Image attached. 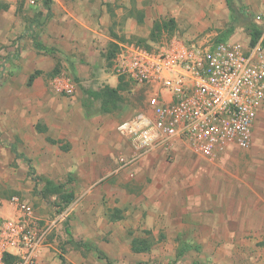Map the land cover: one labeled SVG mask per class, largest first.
<instances>
[{"label": "crops", "instance_id": "1", "mask_svg": "<svg viewBox=\"0 0 264 264\" xmlns=\"http://www.w3.org/2000/svg\"><path fill=\"white\" fill-rule=\"evenodd\" d=\"M4 1L8 3V8L0 10V45L4 44L0 52L9 53L14 57L15 53L18 54L14 51L15 44L9 45L22 29L16 22L17 0ZM119 2L45 0L41 11L45 16L47 13L50 15L45 19L38 38L33 40L31 35L26 34L24 40L27 44H22L19 56L13 59H16L17 63L12 66V82L7 85L10 91L14 93L13 95L17 94V87H20L19 83H15L17 81L22 82L21 88L30 89L29 102L26 100L28 108L34 109V104L38 103L41 107L39 109L41 117H44L48 125L51 127L55 125L57 128L38 131L47 132V139L53 144H60L59 136L68 143L63 148L65 151L62 156L58 153L51 154L50 146H46L44 152L42 151V158L48 161L44 165L45 168L39 167L37 171L42 180L39 196L45 197L44 200L57 198V202L52 205L42 201L39 206L34 207L37 222L44 220L51 226L48 232L50 236L48 238L46 236L37 264H108L107 259L102 258L99 252L106 255L113 264H120L143 259L153 245V240L147 233L144 236H133L130 242H125L124 237L117 236L122 229L126 230L132 224V214L120 209L109 212L108 209H104L103 200L109 197L107 193H110V190H118L119 193L126 191L120 189V186L128 178H140L149 171L151 178L155 177L153 172L158 171V167L164 164L163 155L166 153L162 150L147 153L131 167L120 168L119 156L133 155L136 146L130 137L121 134L118 125L136 112L133 114L127 112L125 100L120 108L113 111L101 110L99 100L91 107L85 105L87 89L99 90L105 86L119 85V77L112 70L110 60L112 54L114 56L116 53L114 51L117 50V43L119 45L121 42L117 36L111 34V29L133 19L135 11H143L140 0L128 2L127 9L118 8ZM106 63L108 66L105 67ZM67 86L75 87L72 94L66 93L64 88ZM138 89L143 91V88ZM262 110L255 123L260 129L264 128ZM48 134L53 137L49 138ZM26 143L27 146L23 148L16 147L15 142L9 145L0 143V165L9 166L14 159H25L28 156L26 151L32 150L29 142ZM39 145L42 147L41 143ZM12 146L16 148L18 154L12 150ZM21 149L24 152H21ZM185 150L190 148L180 145L174 148L175 152ZM62 168L68 171L64 178L59 177L58 173ZM131 173L134 175L131 176ZM160 175L157 174L156 185L151 195L155 205L159 203L164 187V179ZM48 181L56 185L62 184L61 194L73 193L74 199L81 198L80 203L73 205L71 202L66 207L64 202H61L60 193L45 190ZM258 182L264 185V180ZM260 194L264 199V192ZM26 197V201L34 200L30 193L26 194ZM37 197L35 196V199ZM14 214L15 208L10 201L0 197V220ZM134 215L137 216L135 219L139 218L137 212L133 217ZM159 216L160 210L156 208L149 212L148 218H156L160 223L164 221L172 231L194 227L204 230L205 224L208 223L206 215L200 211L191 212L188 221L184 211L168 212L163 215L164 219ZM67 217L71 220L72 226L63 227V220ZM211 223L215 226L214 229L230 231L236 238L238 234L235 233L240 230L251 228L264 230V222L255 223L254 220L243 216L239 219L237 214H234L231 226H228L229 223L223 218L222 213L217 214ZM143 242L149 245L148 249H134V243L140 245ZM127 246L130 247L128 253L124 251ZM184 246L191 248L188 244Z\"/></svg>", "mask_w": 264, "mask_h": 264}, {"label": "rangeland", "instance_id": "2", "mask_svg": "<svg viewBox=\"0 0 264 264\" xmlns=\"http://www.w3.org/2000/svg\"><path fill=\"white\" fill-rule=\"evenodd\" d=\"M36 1L37 3L32 4L29 0H17L16 22L22 29L9 46L15 44L14 51L18 54L15 53L13 57L9 53L0 52V143L9 145L15 142L18 145L16 147L23 148L29 142L32 148L30 152L26 151L29 157L14 159L9 166L0 165V197L9 201L11 196L18 195L27 200L26 194L30 193L35 202L33 199L28 201L35 208L42 201L52 205L57 202V198L44 200L45 197L39 196L42 180L37 171L45 168L48 161L41 156L44 149L50 146L51 154L58 153L62 156L65 151L63 148L68 145L60 136V144H53L48 141L47 132L38 131L57 128L55 125H48L44 117H41L38 103L34 104V109L28 108L26 100H29L30 89L21 88L22 82L17 81L15 83H19L20 87H17V94L13 95L8 87L12 82V66L17 63L13 59L19 56L22 44H27L25 37L31 35L33 40L38 38L45 19L50 15L47 13L45 16L41 11L45 0ZM118 1V8H129L126 4L131 0H116ZM140 1L143 11H135L133 19L111 29V34L117 36L119 42H136L153 47L174 37L183 40L211 38L213 41L232 35L249 37L247 22H255V15L264 9V0H234L235 11H231L226 0ZM232 25L234 29L229 32ZM261 26L264 31V26ZM117 46L119 47L118 43ZM2 47L4 44L0 45V49ZM114 56H111L110 66L116 74ZM123 94L128 113L133 114L143 106L145 94L142 90L128 86ZM48 135L49 138L53 137ZM20 151L24 152L22 149ZM163 157L164 164L153 172L155 180L151 178L150 171L140 178H128L120 186V189L126 191L119 193L118 190H110L107 193L109 197L103 200L104 209L109 212L120 209L132 214V224L128 229H122L117 236L130 242L133 236H144L147 233L153 240L151 249L143 259L120 264H264L262 228L240 230L235 233L238 234L236 238L230 231L214 229L215 226L210 224L219 213L227 219L228 226L232 225L234 214L239 219L243 216L255 223L264 222V199L260 194L264 192V185L258 182L264 180V128H257L255 124L249 148L232 149L217 158L204 157L191 149L166 153ZM67 172L66 168L58 170L59 177L64 178ZM157 174H161L164 179V187L159 203L155 205L151 195ZM35 196L38 197L35 199ZM80 201L81 198L77 197L72 203L78 205ZM156 208L160 210L161 219L168 212L184 211L187 221L191 212L200 211L207 217L206 229L194 227L180 231L169 230L164 221L160 223L156 218H148L149 212ZM135 212L139 214L138 219H135L136 215L133 217ZM70 221L68 217L64 219L63 227L72 226ZM47 224L40 220L38 226L44 228ZM146 229L151 231L146 232ZM49 236L50 233L47 238ZM187 244L191 248H187L183 255H178L179 247ZM129 248L125 247L124 251L128 253Z\"/></svg>", "mask_w": 264, "mask_h": 264}, {"label": "built area", "instance_id": "3", "mask_svg": "<svg viewBox=\"0 0 264 264\" xmlns=\"http://www.w3.org/2000/svg\"><path fill=\"white\" fill-rule=\"evenodd\" d=\"M254 20L264 26V9ZM263 40L264 31L255 44L250 35L215 41L174 37L153 47L121 42L113 58L115 72L143 88L145 102L118 125L136 146L133 155L119 156L120 168L147 153L172 154L177 145L210 159L249 148L264 109ZM64 89L72 94L75 87ZM9 201L15 214L0 220V264H9V256L12 264H37L51 226L39 229L34 206L20 196Z\"/></svg>", "mask_w": 264, "mask_h": 264}, {"label": "trees", "instance_id": "4", "mask_svg": "<svg viewBox=\"0 0 264 264\" xmlns=\"http://www.w3.org/2000/svg\"><path fill=\"white\" fill-rule=\"evenodd\" d=\"M229 8L231 11H235L234 7V0H226ZM8 3H6L4 0H0V10L7 9ZM234 29V26H230L229 32H231ZM247 30L248 34L250 35V42L251 44H255L258 42L263 34V28L261 25L257 24L254 21L247 22ZM228 36L221 38L220 40H225ZM264 42V40H263ZM117 46V45H116ZM114 53V52H113ZM113 55V54H112ZM130 86V83L126 81L123 77H119V85L117 87H111V86H105L99 90L94 89H87L86 90V99H85V105L87 107H91L95 101H100V109L104 111H113L121 107L122 102L124 100L122 91ZM14 152H17L16 148L14 146L11 147ZM46 191L54 192V193H60L62 192V184H54L51 181H48L45 187ZM74 200L73 193H62L61 194V202H64V205L70 204ZM134 249H148L149 245L145 242L138 245L137 243L133 244ZM187 248V246H181L178 250V255H182L184 253V250ZM100 256L102 258L107 259L108 264H113V262L102 252H99ZM7 262L9 264L13 263V257L9 256L6 258ZM195 264V263H192Z\"/></svg>", "mask_w": 264, "mask_h": 264}, {"label": "clouds", "instance_id": "5", "mask_svg": "<svg viewBox=\"0 0 264 264\" xmlns=\"http://www.w3.org/2000/svg\"><path fill=\"white\" fill-rule=\"evenodd\" d=\"M151 138H146L145 143H149Z\"/></svg>", "mask_w": 264, "mask_h": 264}]
</instances>
